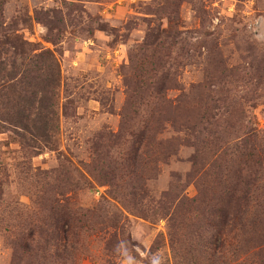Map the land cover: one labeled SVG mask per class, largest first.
I'll use <instances>...</instances> for the list:
<instances>
[{"label": "rangeland", "instance_id": "1", "mask_svg": "<svg viewBox=\"0 0 264 264\" xmlns=\"http://www.w3.org/2000/svg\"><path fill=\"white\" fill-rule=\"evenodd\" d=\"M0 264H264V0H0Z\"/></svg>", "mask_w": 264, "mask_h": 264}, {"label": "trees", "instance_id": "2", "mask_svg": "<svg viewBox=\"0 0 264 264\" xmlns=\"http://www.w3.org/2000/svg\"><path fill=\"white\" fill-rule=\"evenodd\" d=\"M2 71H3V69H2Z\"/></svg>", "mask_w": 264, "mask_h": 264}]
</instances>
